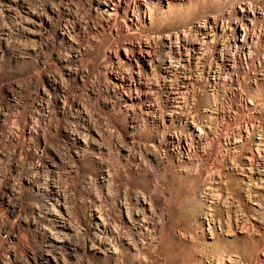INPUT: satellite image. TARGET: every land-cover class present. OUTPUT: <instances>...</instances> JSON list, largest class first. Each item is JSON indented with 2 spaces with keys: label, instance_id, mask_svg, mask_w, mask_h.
Returning a JSON list of instances; mask_svg holds the SVG:
<instances>
[{
  "label": "rangeland",
  "instance_id": "obj_1",
  "mask_svg": "<svg viewBox=\"0 0 264 264\" xmlns=\"http://www.w3.org/2000/svg\"><path fill=\"white\" fill-rule=\"evenodd\" d=\"M202 1L0 0V264H264V0Z\"/></svg>",
  "mask_w": 264,
  "mask_h": 264
},
{
  "label": "bare ground",
  "instance_id": "obj_2",
  "mask_svg": "<svg viewBox=\"0 0 264 264\" xmlns=\"http://www.w3.org/2000/svg\"><path fill=\"white\" fill-rule=\"evenodd\" d=\"M201 4H206V1L204 0V1H202L201 2ZM206 6V5H205ZM256 6V5H255ZM259 6H260V10L262 11V14H260V16H258V14H256L255 13V21H258V22H256V25H258V24H262V27H264V3H261V4H259ZM197 15V14H196ZM257 15V16H256ZM201 29H203V27H201ZM255 36V35H254ZM257 40V41H256ZM253 44V46H252V48H250V50H249V55H250V59L252 58V55H254L255 54V52H256V49H257V47L258 46H260L261 44L263 45L264 44V35L261 33V34H259L258 36H255V38H253L252 39V43L250 44V45H252ZM248 45L249 44H246V47H248ZM250 47V46H249ZM224 52L226 53V55H225V57L226 58H224V60H223V62H222V64L221 65H219L218 64V67L216 68L217 70L216 71H213L212 70V72L211 73H214V77L215 78H212V79H214L215 80V82H216V80H219L220 79V77H221V72L223 71V70H225V71H227V66L228 67H232V69L234 68L233 66H231V63H232V61L234 60H232V58H234V57H236V56H234L233 54H230V52L229 51H227V50H224ZM239 53V52H238ZM237 53V54H238ZM230 55H232V58L230 57ZM229 62H231V63H229ZM261 64L262 65H260L259 66V73H260V75L262 76V78H260V80H262L263 82H264V61H262L261 62ZM173 69H175L174 68V66H171ZM172 72V71H171ZM171 72H169V74H171ZM197 73H199V71L197 72ZM211 74H210V79H211ZM186 78H184L183 80H185ZM223 79V78H222ZM258 80H256V82H257ZM184 84H185V82H183ZM217 84V83H216ZM215 84V85H216ZM173 85V84H172ZM174 86V88H172V89H170L169 90V87H168V99L169 100H174V101H176L177 100V98H179V97H173V95H176L177 93H175V86H176V84H174L173 85ZM181 86V85H180ZM179 88V87H178ZM187 88V87H186ZM177 89V88H176ZM179 90V89H178ZM264 90H262V92H263ZM264 93V92H263ZM262 93V94H263ZM180 94V93H179ZM263 96V95H262ZM168 100V101H169ZM171 102V101H170ZM151 108L153 107V105H151L150 106ZM216 112H219V111H217V109H216V111H215V109H212V112H211V115H209V116H207L206 115V117L208 118V120H209V123L210 124H212V122H214V121H212L211 122V117H213L212 115L213 114H216ZM223 112L222 111H220L219 112V114L221 115ZM225 113V112H224ZM223 120H225V118H226V115L225 114H223ZM208 122V121H207ZM201 132H202V130L201 129H199ZM246 132H247V134L248 135H250V130H249V128H247V130H246ZM208 134H206L205 133V136H207ZM251 136H252V134H251ZM233 139V138H232ZM234 139H235V143H234V145H236V146H238V145H241L240 143L242 142V136L240 135V134H238V133H236V134H234ZM262 140V139H261ZM260 140V143L258 144V152H259V155H260V150H261V146H264V143H263V141H261ZM232 144H231V142H230V144L229 145H227V147L229 148V146H231ZM207 146H209V149H211V148H213V144H212V142H209L208 144H207ZM235 149V148H234ZM236 150V149H235ZM264 150V149H263ZM264 153V152H263ZM261 157V156H260ZM264 157V156H263ZM248 160L250 161V166H252L251 167V170L250 171H253V170H259L258 172H257V175H261V176H263V173L260 171V167L261 166H259L260 164L259 163H257V156H255V155H252L251 157H248ZM261 162V161H260ZM262 167H264V161H263V164H262ZM262 173V174H261ZM115 180L116 181H121V180H123V179H121V178H119V177H115ZM261 181H263L264 179L262 178V179H260ZM250 193V192H249ZM253 195V193H250V195H249V197L251 198V197H254V196H252ZM253 199H255V198H253ZM255 201V200H254ZM231 216L229 215V220H230V222H229V227L231 226V218H230ZM237 221H236V224H238V228H242V229H245L246 227H245V224H244V220H242V219H236ZM212 221L213 222H215L214 221V218H212ZM212 221H210L211 223H212ZM232 226H233V224H232ZM232 228V227H231ZM230 229V228H229ZM247 229V228H246ZM245 229V230H246ZM243 231V230H242ZM233 232V231H232ZM243 233V232H242ZM239 242V241H238ZM246 243V242H245ZM238 245H239V243H237ZM233 246V245H232ZM241 247V244L238 246V247H235V248H240ZM241 250V249H240ZM244 250V249H243ZM220 251V248L218 249V253H216V254H214L217 258H216V260H217V262H218V264H223V262L225 263V261L226 262H231L230 260H225L224 258H223V256L221 257L219 254H221V252H219ZM219 257V258H218ZM216 260L215 261H213L214 263L216 262ZM219 261H221L222 263H219ZM233 262V261H232ZM237 263V262H236Z\"/></svg>",
  "mask_w": 264,
  "mask_h": 264
}]
</instances>
